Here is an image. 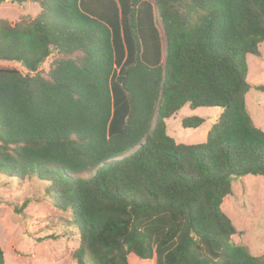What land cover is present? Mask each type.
Instances as JSON below:
<instances>
[{"label": "trees", "instance_id": "16d2710c", "mask_svg": "<svg viewBox=\"0 0 264 264\" xmlns=\"http://www.w3.org/2000/svg\"><path fill=\"white\" fill-rule=\"evenodd\" d=\"M12 1L41 11L0 20V62L32 73L0 68V178L44 184L78 234L75 264H264L221 211L233 178H264L245 105L264 0ZM185 106L221 109L203 144L167 134Z\"/></svg>", "mask_w": 264, "mask_h": 264}, {"label": "rangeland", "instance_id": "374dc122", "mask_svg": "<svg viewBox=\"0 0 264 264\" xmlns=\"http://www.w3.org/2000/svg\"><path fill=\"white\" fill-rule=\"evenodd\" d=\"M40 11L35 3L7 0L0 5V20L15 24L25 18L34 19ZM158 23L157 18L164 40ZM259 52V57L246 56V81L250 88L245 105L254 125L264 131V92L255 89L264 86V42L259 45ZM51 60L50 56L41 64L39 71L43 75ZM0 68H14L22 75H32L16 62H0ZM220 113L219 108L191 110L185 106L166 120L167 134L178 144H203V132L209 131ZM191 117L202 119L203 124L197 129L183 128L181 121ZM24 202L27 205L22 209ZM221 211L236 231L231 242L245 247L253 257L264 254V178H233L231 194L223 199ZM70 223V215L54 209L45 198L43 183L0 178V248L5 264H75L73 253L78 247V234Z\"/></svg>", "mask_w": 264, "mask_h": 264}, {"label": "crops", "instance_id": "0c3cea01", "mask_svg": "<svg viewBox=\"0 0 264 264\" xmlns=\"http://www.w3.org/2000/svg\"><path fill=\"white\" fill-rule=\"evenodd\" d=\"M178 112H179V111H178ZM178 112H177V113H178ZM217 118H218V117H217ZM217 118H216V119H217ZM167 120H168V119H167ZM206 134H207L206 132H203V137H204L205 139H206Z\"/></svg>", "mask_w": 264, "mask_h": 264}, {"label": "water", "instance_id": "95a60500", "mask_svg": "<svg viewBox=\"0 0 264 264\" xmlns=\"http://www.w3.org/2000/svg\"><path fill=\"white\" fill-rule=\"evenodd\" d=\"M20 64H21V66L25 67V64L24 63H20Z\"/></svg>", "mask_w": 264, "mask_h": 264}]
</instances>
